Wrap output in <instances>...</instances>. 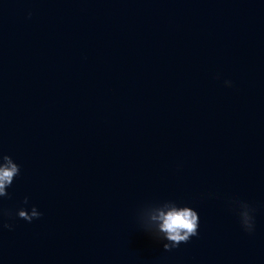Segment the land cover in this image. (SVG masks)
<instances>
[{
    "label": "water",
    "instance_id": "water-1",
    "mask_svg": "<svg viewBox=\"0 0 264 264\" xmlns=\"http://www.w3.org/2000/svg\"><path fill=\"white\" fill-rule=\"evenodd\" d=\"M0 154V264H264V0H0ZM166 199L199 215L170 250Z\"/></svg>",
    "mask_w": 264,
    "mask_h": 264
},
{
    "label": "clouds",
    "instance_id": "clouds-1",
    "mask_svg": "<svg viewBox=\"0 0 264 264\" xmlns=\"http://www.w3.org/2000/svg\"><path fill=\"white\" fill-rule=\"evenodd\" d=\"M224 84L231 87L229 80H225ZM19 173L20 166L14 162L13 158L7 154H0V199L9 195L7 189ZM229 206L236 212L241 228L249 234L252 233L255 225L253 209L250 205L237 200L230 201ZM15 215L26 222H31L33 219H38L42 213L35 205L28 206V198L25 197L22 205L16 209ZM137 215L146 218L144 221L136 219L141 230L151 239L160 242L164 250L174 249L198 235V212L190 205L176 200L166 199L148 203L137 211ZM5 216H10V213L0 208V219ZM0 227L11 229L12 225L3 223Z\"/></svg>",
    "mask_w": 264,
    "mask_h": 264
}]
</instances>
